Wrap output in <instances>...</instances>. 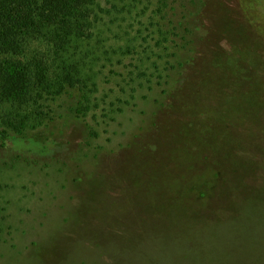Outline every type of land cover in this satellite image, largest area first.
Masks as SVG:
<instances>
[{
  "label": "rangeland",
  "instance_id": "rangeland-1",
  "mask_svg": "<svg viewBox=\"0 0 264 264\" xmlns=\"http://www.w3.org/2000/svg\"><path fill=\"white\" fill-rule=\"evenodd\" d=\"M3 57L44 83L0 75V264H264V0H92Z\"/></svg>",
  "mask_w": 264,
  "mask_h": 264
},
{
  "label": "trees",
  "instance_id": "trees-1",
  "mask_svg": "<svg viewBox=\"0 0 264 264\" xmlns=\"http://www.w3.org/2000/svg\"><path fill=\"white\" fill-rule=\"evenodd\" d=\"M92 0H0V55L18 53L24 40L38 30L56 26L66 32L73 31L79 18L85 16ZM26 62L3 57L0 75L6 82L4 95L14 97L25 82H38L43 88L44 74L34 65L24 69ZM37 69V70H36Z\"/></svg>",
  "mask_w": 264,
  "mask_h": 264
}]
</instances>
